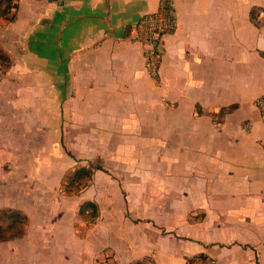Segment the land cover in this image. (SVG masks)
Here are the masks:
<instances>
[{"label":"crops","instance_id":"crops-1","mask_svg":"<svg viewBox=\"0 0 264 264\" xmlns=\"http://www.w3.org/2000/svg\"><path fill=\"white\" fill-rule=\"evenodd\" d=\"M161 1L14 0L0 16L8 57L0 58V219L28 217L21 236L0 244L18 256L37 228L51 245L26 251V264H187L196 254L264 264V121L255 104L264 95V19L256 21L264 0H171L178 24L155 78L133 26ZM30 137L48 146L23 158L19 174V139ZM51 137L73 160L102 166L79 196L101 215L83 236L74 217H43L42 204L34 217L20 198L6 205L18 182L49 190ZM36 159L40 181L31 177ZM61 230L69 242L55 240Z\"/></svg>","mask_w":264,"mask_h":264},{"label":"rangeland","instance_id":"rangeland-1","mask_svg":"<svg viewBox=\"0 0 264 264\" xmlns=\"http://www.w3.org/2000/svg\"><path fill=\"white\" fill-rule=\"evenodd\" d=\"M55 115L56 118H58V113H55ZM55 135H57V130ZM19 146L23 148L22 153L21 154L19 153V159L21 160L19 163V167L23 168L21 169V171H19L20 174L26 170V167L24 166H26L27 163L24 162L23 158H25L27 155L33 157L37 151L42 152L44 147L47 149L48 145H47V139H37V138L32 139V137H30V139H19ZM50 146H51L50 154H51L52 163L49 167L50 172L46 173L47 178H49V184H50V187L48 188L49 190L38 191L33 188L27 192V190L25 189L26 185L24 183L19 184L18 182L17 191H15V189L13 188L7 195V198H9L12 201V203H10L11 201L9 202V204L2 203V206L4 204H6L7 206H11L12 204H15V202L18 201V199L20 198L21 200L24 201L27 213L31 217L32 216L34 217V215L36 216V214L39 212L41 214V211H43V208L39 206V204L40 205L42 204L44 205V212H42L43 217L45 218L47 217L46 218L47 220H49L50 218L56 219L57 217L64 215L68 217H74L75 231L83 236V234L86 233L89 230V228H93L96 225V223L99 222V220L97 219V217L94 218L84 217L82 214H80L79 208L82 203H79L78 201H79V196L82 194L81 193L82 190L76 193L67 192L64 185V181H65L64 179L66 178V176H68V174L72 173L71 170H73L75 167H78L77 165L81 164V166H83L89 164L87 162L81 163L70 158L68 153H71V155H73V153L70 150H68L67 146L64 144V141H63V145L60 143V139H58V137L56 139H53L51 137ZM74 158L76 157L74 156ZM96 160L97 159L93 160L92 162L93 165L100 164V161L99 160L96 161ZM39 162L40 160L36 159L33 168V170L35 169L36 174L31 176L33 179H36L38 181H40L38 176L39 171L42 168ZM31 169L32 168H30L29 171H31ZM65 174L66 176H64ZM52 184H54V186H52ZM38 187L40 188L41 186L38 185ZM73 190L75 191L77 190V188H74ZM40 214L39 216H42ZM98 216H101L100 213L98 214ZM40 219L41 218L39 217L37 218L35 217V219H33V223L38 222ZM9 223L10 221L6 217H2V219H0V225L2 226L1 233L7 230ZM28 225H30L29 222ZM23 227L24 224L22 225V229L19 232H17L15 235L20 234L21 236L23 232L22 231ZM35 232H37V228L35 230L32 229L31 230L32 234L20 241V244L22 243L20 246L24 250L22 252L23 254L19 253L18 256L12 255L9 251H7L3 247V245L0 244V263L4 262L5 264H9L10 256H11L14 261L16 259L18 264H26L22 260L25 258L26 251L28 252L31 251L30 248H33L34 250H38V251H43V249H46L47 247H51V245L46 244L43 236H40L38 233ZM61 232L60 233L63 235L64 238L58 236L56 237L55 240L56 241L61 240L62 242H64L65 240V243L69 242L68 238L65 236V232L63 230H61ZM102 232H104V234H103V238L102 239L100 238V240L105 241L107 230L105 229L104 231L103 228L101 230V233ZM10 237L11 236L9 234H5V238H2V240L6 241Z\"/></svg>","mask_w":264,"mask_h":264},{"label":"built area","instance_id":"built-area-1","mask_svg":"<svg viewBox=\"0 0 264 264\" xmlns=\"http://www.w3.org/2000/svg\"><path fill=\"white\" fill-rule=\"evenodd\" d=\"M264 19V10L256 13V21ZM177 13L171 0H162L158 10L141 15L133 26L134 41L145 47V68L153 77L159 76L162 63L161 45L166 35L177 28ZM262 120L264 121V95L255 101ZM245 127H249L246 124ZM187 264H218L217 259L208 254H196L189 258Z\"/></svg>","mask_w":264,"mask_h":264},{"label":"trees","instance_id":"trees-1","mask_svg":"<svg viewBox=\"0 0 264 264\" xmlns=\"http://www.w3.org/2000/svg\"><path fill=\"white\" fill-rule=\"evenodd\" d=\"M16 6L17 5L14 0H0V16H6L12 10V8H15ZM0 58L7 60L8 57L0 54ZM101 168L102 166L100 164L93 165L92 163H89V165L76 167L71 174L66 176L64 181L65 189L70 193L80 192L89 185L95 170ZM74 188H77V190L74 191ZM79 212L84 217L92 218L98 217L99 214L97 204L91 200L84 201L80 205ZM3 216H5L10 221V223L7 227V230L3 233H1L2 226L0 225V239L5 238V234H9L11 237L14 236L22 229V225L28 220V217L20 211L4 212ZM132 264L147 263L138 261Z\"/></svg>","mask_w":264,"mask_h":264}]
</instances>
